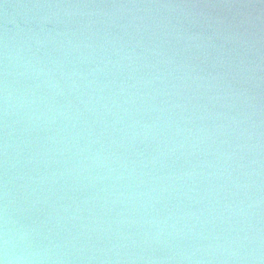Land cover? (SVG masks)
Segmentation results:
<instances>
[{
    "label": "water",
    "instance_id": "water-1",
    "mask_svg": "<svg viewBox=\"0 0 264 264\" xmlns=\"http://www.w3.org/2000/svg\"><path fill=\"white\" fill-rule=\"evenodd\" d=\"M0 262L264 264V0H0Z\"/></svg>",
    "mask_w": 264,
    "mask_h": 264
},
{
    "label": "clouds",
    "instance_id": "clouds-1",
    "mask_svg": "<svg viewBox=\"0 0 264 264\" xmlns=\"http://www.w3.org/2000/svg\"><path fill=\"white\" fill-rule=\"evenodd\" d=\"M0 264H3V262H0Z\"/></svg>",
    "mask_w": 264,
    "mask_h": 264
}]
</instances>
